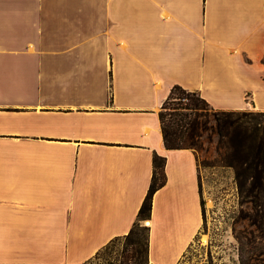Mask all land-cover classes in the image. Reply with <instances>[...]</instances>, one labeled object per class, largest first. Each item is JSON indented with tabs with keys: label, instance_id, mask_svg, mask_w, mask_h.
Here are the masks:
<instances>
[{
	"label": "crops",
	"instance_id": "obj_1",
	"mask_svg": "<svg viewBox=\"0 0 264 264\" xmlns=\"http://www.w3.org/2000/svg\"><path fill=\"white\" fill-rule=\"evenodd\" d=\"M0 16V264H104L155 156L148 264L212 251L196 153L166 148L160 113L174 86L264 112V0H2Z\"/></svg>",
	"mask_w": 264,
	"mask_h": 264
},
{
	"label": "trees",
	"instance_id": "obj_2",
	"mask_svg": "<svg viewBox=\"0 0 264 264\" xmlns=\"http://www.w3.org/2000/svg\"><path fill=\"white\" fill-rule=\"evenodd\" d=\"M264 65V58L262 60ZM210 105L198 93L174 86L162 107L160 120L167 149H194L204 134L211 130L218 137L216 153L221 167L234 171L235 182L241 194L249 184L250 193L264 187V112L208 111ZM210 118L214 125L209 127ZM166 159L155 156L153 176L138 219L129 234L115 238L96 255L104 264H148L149 228L141 222L150 219L153 198L166 184ZM247 199L254 200L249 195ZM250 197V198H248ZM124 241L120 255L104 258L111 247ZM110 256V255H109Z\"/></svg>",
	"mask_w": 264,
	"mask_h": 264
},
{
	"label": "rangeland",
	"instance_id": "obj_3",
	"mask_svg": "<svg viewBox=\"0 0 264 264\" xmlns=\"http://www.w3.org/2000/svg\"><path fill=\"white\" fill-rule=\"evenodd\" d=\"M2 17L0 38H5L7 24L2 21ZM208 111L210 115L213 113L211 107ZM243 112L263 111L250 108ZM209 123V127L214 125L211 118ZM217 142V135L209 130L193 149L201 170L203 195L208 210L207 228L201 242L208 245L210 233H213L215 248L212 251H192L183 264H264V187L250 193L248 184L241 194L234 171L218 164ZM250 194L254 200L247 199L246 196ZM148 220L141 222L143 227L149 228L146 226ZM123 247L124 241L116 242L104 258L115 259Z\"/></svg>",
	"mask_w": 264,
	"mask_h": 264
},
{
	"label": "bare ground",
	"instance_id": "obj_4",
	"mask_svg": "<svg viewBox=\"0 0 264 264\" xmlns=\"http://www.w3.org/2000/svg\"><path fill=\"white\" fill-rule=\"evenodd\" d=\"M152 224H151V221L148 220L147 223H146V226L150 227Z\"/></svg>",
	"mask_w": 264,
	"mask_h": 264
}]
</instances>
